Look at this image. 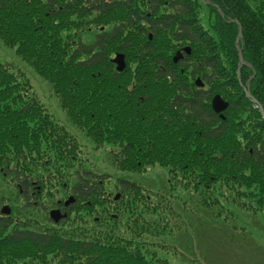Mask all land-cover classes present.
I'll use <instances>...</instances> for the list:
<instances>
[{
	"label": "trees",
	"instance_id": "trees-1",
	"mask_svg": "<svg viewBox=\"0 0 264 264\" xmlns=\"http://www.w3.org/2000/svg\"><path fill=\"white\" fill-rule=\"evenodd\" d=\"M139 1L0 0V39L7 46H14L15 52L50 82L59 105L97 142L111 129L132 135L126 128L117 129L120 121H126L127 112L123 107L120 110L113 99L114 96L131 99V91L124 86L125 80L112 82L108 77L112 72L117 78L127 65L117 71L108 56L111 51L123 52L126 62L135 47L138 63L148 65L143 74L134 77L139 84L134 83L133 87H149L153 91V82L164 83L168 79L175 91L166 97V106L186 125L179 133L177 129L162 132L160 137L156 133L145 138L142 131L139 140L131 138L137 158L169 165L183 175L192 173L197 181L212 176L224 179L234 189L236 200L245 195L264 209V0H206L216 10L217 28H208L210 31L194 20L192 0H151L147 10L139 6ZM162 5L164 9L159 11ZM111 13L116 18L113 24L94 31L87 42L72 43L69 34H61L63 27L75 24L68 20V15L81 21L92 14L100 21ZM238 25L237 42L243 62L237 74L234 40ZM162 31H169L176 40L206 49L207 53L199 55L196 64L203 85L196 86L180 77L177 65L189 54L173 62L158 53L154 39ZM144 33L146 36L150 33L151 39L147 36L142 41L133 40ZM147 54L150 58L144 57ZM93 71L94 75L90 74ZM16 76L0 60V172L14 177L23 203L30 205V201H35L34 192L42 184L25 172L28 167L25 156L38 155V138L44 147L48 131L60 126L37 100L26 94V81ZM214 88L220 90L214 94L228 103L222 115L210 105ZM137 119L141 120L140 115L133 113L128 119V129L145 128ZM127 146L124 143L120 151H126ZM72 158L71 154L65 155L63 164L66 166ZM211 166L214 171L206 172ZM130 167L138 169L132 164ZM74 173L78 174L73 180L65 179L71 183L69 189L64 187L67 195L56 198L52 206H63L61 214L65 218L70 206L78 209L77 202L83 201V212L77 214V219H83L92 205L99 204V192L95 193L99 180L94 181L92 172L82 167ZM115 180L119 195L126 196L130 203L111 217L96 216L100 221L93 218L92 225L78 224L76 220L64 228L35 227L28 224L29 219L14 222L0 207V264H157L135 241L122 235L132 236L127 229L124 232L131 219L136 221L131 215L135 213L141 219V212H145L135 203L139 200L134 198L137 182L124 176ZM159 197L162 200V195ZM68 199L72 204L64 205ZM118 222L124 224L123 233L115 229Z\"/></svg>",
	"mask_w": 264,
	"mask_h": 264
},
{
	"label": "rangeland",
	"instance_id": "rangeland-1",
	"mask_svg": "<svg viewBox=\"0 0 264 264\" xmlns=\"http://www.w3.org/2000/svg\"><path fill=\"white\" fill-rule=\"evenodd\" d=\"M151 2V0H141L139 6L147 10ZM192 8L194 20L203 29L210 31L209 29L217 28L216 10L211 8L206 0H192ZM163 9L162 5L159 11ZM111 15L112 13L100 21H96L92 14L86 15L81 21L75 19L73 15H68V20L75 24L68 28L63 27L61 34L63 36L69 34L72 43L78 40L87 42L94 31L113 24L116 18ZM53 22L58 25L56 21ZM147 36L151 39L150 33ZM147 36L145 33L140 36L137 34L133 40L142 41ZM154 43L158 53L168 60H171L176 49L189 46V55L177 65V70L180 77L189 83H194L196 78L200 79L196 64L199 55L207 53L204 47L201 48L188 41L176 40L169 31H162L154 39ZM132 49L135 51L126 58L125 72L119 74L117 78H114L117 74L112 72L108 74L112 82L125 80L124 86L131 91L129 92L131 99L127 96H114L113 99L120 110L123 107L127 112L126 121H120L116 126L117 129L123 131L126 128V131H130L132 135L125 133L128 136L125 137V134L111 129L109 134L106 132L97 142L86 128L78 126L68 116L65 108L59 105L58 97L50 82L16 53L14 46L9 47L0 39V60L8 65V68L17 75L18 80L26 81V94L37 100L56 125L60 126L59 129H53V132L48 131L44 138L49 139L44 143V147L41 138H38L40 148L36 152L38 155L32 153L25 156L28 160L25 172L34 175L38 179L36 181L42 184V188L34 192L35 201H30V205L24 204L15 186L14 177L0 172L2 174H0V207L6 205L9 208V215L14 222L21 223L29 219L28 224L35 227L64 228L77 221L78 224L92 225L91 219L96 216L105 214L111 217L116 211L125 207L124 205L130 203L126 196L121 193L119 195L120 189L115 180L118 176H124L137 182L134 198L139 200L135 203L145 212H141L143 214L141 219L133 213L131 217L136 218V221L131 219L125 229L124 224L118 222L115 229L122 233V229L124 232H127V229L132 236L122 234L123 237L135 241L146 255L154 258L157 264H264L263 207H258L254 200L245 195H240L236 200L232 192L234 189L230 188L224 179L212 176L206 181H197L192 173L183 175L177 169L171 170L169 165L159 164L145 157L137 158L136 151L129 141L131 138L135 141L139 140L142 138V131L145 138L156 133L160 137L162 132L177 129L179 133L186 128V125L179 115L174 114L166 106V97L169 98L175 91L168 79L164 83L153 82L151 85L154 87L153 91H150L149 87L146 89L133 87L134 83L139 84L134 77L140 76L143 70H147L148 62L142 65L138 63L137 51L135 47ZM114 52L111 51L108 57H113ZM147 56L150 58V54L144 57ZM149 65L151 66L150 61ZM236 65L239 68L238 60ZM236 72L239 73V69ZM90 74L94 75V71ZM95 74L99 75V71ZM216 92L220 90L212 89L211 95ZM136 112L141 117L137 122L145 128L128 129V119ZM108 136L109 139H106ZM124 143H127L128 149L122 152L120 147ZM70 154L73 158L68 159V164L65 166L63 164L65 155L70 156ZM131 164L138 166V169H132ZM79 167L90 170L94 181L99 180L95 192L96 194L99 192V204L92 205L87 215L83 214V219H77V214L83 212L81 206L84 205L83 201H78V209L70 206L67 217L55 222L49 221L50 209L59 208L60 212H64L63 206H52V204L56 198L67 195L64 193V187L66 185V190L69 189L71 183L70 181L66 183L65 179L73 180L78 174L74 171L77 172ZM212 168L213 166L206 172L212 173L214 171ZM240 189L244 190L243 187ZM215 194H224L225 197H218ZM161 195L163 198L159 200ZM120 196L123 197L119 198Z\"/></svg>",
	"mask_w": 264,
	"mask_h": 264
},
{
	"label": "water",
	"instance_id": "water-1",
	"mask_svg": "<svg viewBox=\"0 0 264 264\" xmlns=\"http://www.w3.org/2000/svg\"><path fill=\"white\" fill-rule=\"evenodd\" d=\"M240 36V26L238 25L237 28V35L235 37V47L237 49V55H238V65H240L242 63V57H241V53L240 50L238 48V37ZM187 52L189 51L188 48H184ZM176 59V57L174 56V60ZM112 61H114L116 63V69L117 70H121L124 66H125V62L123 59V54L122 53H116L115 57L112 58ZM254 100V99H252ZM227 105V102L224 101L218 94L214 95L211 98V107L213 110L215 111H220L221 109H223L225 106ZM259 111H261V108L259 107ZM263 114V112H262ZM264 115V114H263ZM68 201L66 200L64 203H67ZM1 211L4 213H8V207L4 206L1 208ZM64 215V214H63ZM49 216L53 219V220H57L60 216H62V214L60 213V211L55 208V209H51L49 211Z\"/></svg>",
	"mask_w": 264,
	"mask_h": 264
}]
</instances>
